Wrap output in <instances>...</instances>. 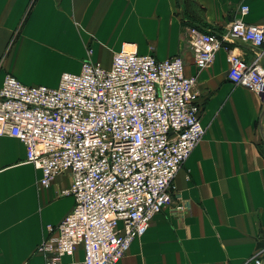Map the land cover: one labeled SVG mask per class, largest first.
<instances>
[{"label":"crops","instance_id":"obj_1","mask_svg":"<svg viewBox=\"0 0 264 264\" xmlns=\"http://www.w3.org/2000/svg\"><path fill=\"white\" fill-rule=\"evenodd\" d=\"M240 6L247 7L244 16ZM236 19L262 23L264 0H0V84L9 74L26 86L53 88L61 73L79 71L86 48L108 68L121 46L156 60L179 56L184 75L195 79L204 134L172 180L173 201L183 209L167 206L154 215L116 264H244L254 254L264 264L261 103L226 80L224 49L197 70L184 32L220 35ZM227 47L246 63L254 58L248 44ZM23 160V146L0 137V264H38L35 249L45 228L73 206L71 197L59 196L69 186L67 172L38 189V172ZM81 260L76 247L62 262Z\"/></svg>","mask_w":264,"mask_h":264},{"label":"built area","instance_id":"obj_2","mask_svg":"<svg viewBox=\"0 0 264 264\" xmlns=\"http://www.w3.org/2000/svg\"><path fill=\"white\" fill-rule=\"evenodd\" d=\"M246 6L238 14L244 16ZM193 65H209L226 52V80L264 97V21L239 19L220 35L184 29ZM255 49L249 63L227 44ZM85 58L77 73L59 75L55 87L23 85L5 74L0 84V137L17 140L23 163L38 172L36 188L46 189L67 172L59 191L73 206L55 226L45 228L38 264H67L76 247L81 264H116L150 219L174 203L172 180L204 134L195 79L183 73L179 56L156 60L127 46L111 54L108 68ZM244 264H261L254 254Z\"/></svg>","mask_w":264,"mask_h":264},{"label":"rangeland","instance_id":"obj_3","mask_svg":"<svg viewBox=\"0 0 264 264\" xmlns=\"http://www.w3.org/2000/svg\"><path fill=\"white\" fill-rule=\"evenodd\" d=\"M178 1V0H177ZM95 46L93 45V47H92V51L94 52V50H95ZM94 56H95V54L93 53L92 54V56H91V59L92 58H94ZM52 72L53 70H47V71H45V73H48V72ZM260 114H261V110H260V113H259V118H258V120H257V123H256V125H260V128H261V130L263 131V129H264V113L262 114V116H260ZM259 149H260V152L261 153H263L264 154V136H263V141L260 143V145H259ZM6 152H12V149L10 148V146H6ZM36 186V185H35ZM259 259H260V257H259ZM261 262V261H260ZM263 262H264V260H263ZM262 263V262H261Z\"/></svg>","mask_w":264,"mask_h":264},{"label":"water","instance_id":"obj_4","mask_svg":"<svg viewBox=\"0 0 264 264\" xmlns=\"http://www.w3.org/2000/svg\"><path fill=\"white\" fill-rule=\"evenodd\" d=\"M259 101L261 103V114H260V116H262V114L264 113V97L263 98L259 97ZM259 129H261L260 125H259Z\"/></svg>","mask_w":264,"mask_h":264}]
</instances>
